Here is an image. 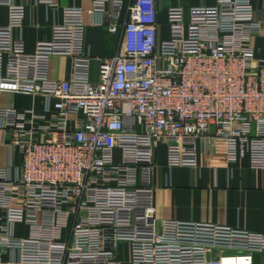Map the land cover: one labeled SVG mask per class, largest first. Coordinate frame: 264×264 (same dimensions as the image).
<instances>
[{"label":"built area","instance_id":"1","mask_svg":"<svg viewBox=\"0 0 264 264\" xmlns=\"http://www.w3.org/2000/svg\"><path fill=\"white\" fill-rule=\"evenodd\" d=\"M84 1L89 9L66 6L51 39L29 53L26 11L55 0H0V92L43 103L39 112L0 106V146L9 152L0 166V264H252L264 233L156 218L152 179L158 144L174 167L185 139L196 147L223 138L228 162L247 155L252 168L264 167L256 0L168 6L162 40L157 0ZM85 12L112 33L121 26L115 55L97 58L96 82ZM52 56L68 60L65 79L50 77Z\"/></svg>","mask_w":264,"mask_h":264},{"label":"crops","instance_id":"2","mask_svg":"<svg viewBox=\"0 0 264 264\" xmlns=\"http://www.w3.org/2000/svg\"><path fill=\"white\" fill-rule=\"evenodd\" d=\"M55 2L56 6L53 8L37 4L27 9L21 31L26 52H33L37 42L51 39L53 26L63 22V9L66 6L77 5L84 10L91 7V3L84 0ZM214 2L215 0H157L159 39H167L170 34L167 24L168 6L180 3L187 10L191 6L212 5ZM256 6L257 16L264 17V0H256ZM123 17L122 14L120 25ZM94 21V17L84 13V42L92 57L91 80L96 82L97 58L115 55L120 44L121 26L112 33L105 25ZM6 23V10L0 7V25ZM251 45L255 56L264 59V33L254 34ZM68 67L66 58L52 56L50 77L65 79ZM0 106H11L19 110L34 108L39 112L43 103L39 97L0 92ZM8 161V150L5 146H0V166L6 165ZM14 161H21L17 152ZM155 164L152 181L155 187L156 218L212 222L264 233V167L252 168L247 155L228 162L223 138L211 137L204 146L203 142L197 140L196 147L190 139H185L182 163L174 167L167 166L166 146L160 143L155 150ZM15 233L17 236H25L26 226H16ZM252 259V264H264V252L254 254Z\"/></svg>","mask_w":264,"mask_h":264},{"label":"rangeland","instance_id":"3","mask_svg":"<svg viewBox=\"0 0 264 264\" xmlns=\"http://www.w3.org/2000/svg\"><path fill=\"white\" fill-rule=\"evenodd\" d=\"M224 254H233V253L225 252Z\"/></svg>","mask_w":264,"mask_h":264}]
</instances>
